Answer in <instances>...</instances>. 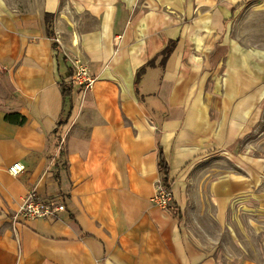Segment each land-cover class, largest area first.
Wrapping results in <instances>:
<instances>
[{
  "label": "crops",
  "instance_id": "crops-1",
  "mask_svg": "<svg viewBox=\"0 0 264 264\" xmlns=\"http://www.w3.org/2000/svg\"><path fill=\"white\" fill-rule=\"evenodd\" d=\"M249 8L264 0H0V264H264V243L220 253L204 223L264 234V43L232 32ZM30 191L65 209L13 221Z\"/></svg>",
  "mask_w": 264,
  "mask_h": 264
},
{
  "label": "rangeland",
  "instance_id": "rangeland-1",
  "mask_svg": "<svg viewBox=\"0 0 264 264\" xmlns=\"http://www.w3.org/2000/svg\"><path fill=\"white\" fill-rule=\"evenodd\" d=\"M237 23L233 25V34L240 36V39L246 43L256 42L264 43V12L259 9L244 10L236 16ZM258 39V40H256ZM204 223L211 231L210 236L220 240L221 248L218 252L234 253L235 251H244L249 255H254L260 249V243H264V234L252 231V219L246 214H238L236 217L229 218L227 233L219 234V226L212 225L210 219L204 218ZM255 224L257 223L254 220ZM264 226V224H261Z\"/></svg>",
  "mask_w": 264,
  "mask_h": 264
},
{
  "label": "built area",
  "instance_id": "built-area-1",
  "mask_svg": "<svg viewBox=\"0 0 264 264\" xmlns=\"http://www.w3.org/2000/svg\"><path fill=\"white\" fill-rule=\"evenodd\" d=\"M91 76L88 74L87 69L83 66H77L73 68V74L70 77L69 82H76L82 85L84 88L90 86L92 82ZM25 170V166L21 161H14L7 167V172L16 176ZM172 201V191L163 185L159 191L154 195L153 202L161 207H167ZM65 206L59 204L52 199L38 198L33 191H30L23 199L19 208L13 214V221L18 218L23 219H54L58 217V212L63 211Z\"/></svg>",
  "mask_w": 264,
  "mask_h": 264
},
{
  "label": "trees",
  "instance_id": "trees-1",
  "mask_svg": "<svg viewBox=\"0 0 264 264\" xmlns=\"http://www.w3.org/2000/svg\"><path fill=\"white\" fill-rule=\"evenodd\" d=\"M45 25H46L47 34L50 37H53V32L51 30V23H50V19L48 18V14L45 15ZM53 46H56L55 42H53ZM169 49H170V47H167L164 50L163 59L168 54ZM61 90H62L63 96H66V95L69 94V90L67 88H65L64 83H61ZM4 118H5V120H7L9 122H14V123H18V124H22L25 121L24 117L19 116L17 114H5ZM158 166H159V170L162 173V183H163V185L168 187V188H170L169 177H168V165L165 162V160L162 158V155L159 156Z\"/></svg>",
  "mask_w": 264,
  "mask_h": 264
}]
</instances>
